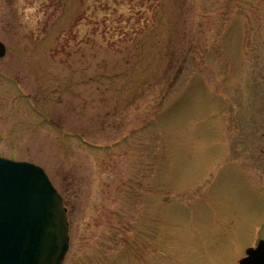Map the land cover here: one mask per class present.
Listing matches in <instances>:
<instances>
[{
  "label": "rangeland",
  "instance_id": "1",
  "mask_svg": "<svg viewBox=\"0 0 264 264\" xmlns=\"http://www.w3.org/2000/svg\"><path fill=\"white\" fill-rule=\"evenodd\" d=\"M0 40V155L62 195V264L264 238V0H0Z\"/></svg>",
  "mask_w": 264,
  "mask_h": 264
},
{
  "label": "water",
  "instance_id": "2",
  "mask_svg": "<svg viewBox=\"0 0 264 264\" xmlns=\"http://www.w3.org/2000/svg\"><path fill=\"white\" fill-rule=\"evenodd\" d=\"M0 40V56L6 54ZM63 197L45 169L0 155V264H62L70 246ZM239 264H264V238Z\"/></svg>",
  "mask_w": 264,
  "mask_h": 264
}]
</instances>
